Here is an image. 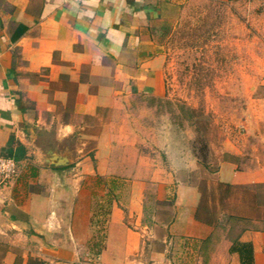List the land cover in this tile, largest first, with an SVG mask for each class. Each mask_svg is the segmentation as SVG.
Segmentation results:
<instances>
[{"label": "crops", "instance_id": "obj_1", "mask_svg": "<svg viewBox=\"0 0 264 264\" xmlns=\"http://www.w3.org/2000/svg\"><path fill=\"white\" fill-rule=\"evenodd\" d=\"M183 2L0 0V156L25 150L0 184V264H142L145 240L154 264H264L260 196L218 186L264 184V95L212 164L141 125L165 95L148 25ZM149 190L169 215L145 218Z\"/></svg>", "mask_w": 264, "mask_h": 264}, {"label": "rangeland", "instance_id": "obj_2", "mask_svg": "<svg viewBox=\"0 0 264 264\" xmlns=\"http://www.w3.org/2000/svg\"><path fill=\"white\" fill-rule=\"evenodd\" d=\"M164 11L147 33L152 53L161 58L165 95L141 100L154 106L141 125L149 135L175 137V152L188 147L212 164L221 142L244 132L241 122L251 99L264 95V0H184ZM196 172L191 177L197 182L214 180L203 167ZM242 191L247 200L252 192L260 196L264 207V184ZM147 196L145 218L156 208L170 214L168 201H155L153 190ZM249 204L231 206L250 214ZM142 246L136 258L156 263L146 240ZM162 261L175 264V249Z\"/></svg>", "mask_w": 264, "mask_h": 264}, {"label": "trees", "instance_id": "obj_3", "mask_svg": "<svg viewBox=\"0 0 264 264\" xmlns=\"http://www.w3.org/2000/svg\"><path fill=\"white\" fill-rule=\"evenodd\" d=\"M14 143L15 142H14L13 138H11L9 140L8 146L6 147V153L5 154L13 157L15 160L18 161L19 159H21L24 156L25 150L20 143H17L16 147L13 148ZM201 181H202L203 185H206V180H201ZM218 186L221 187L220 191L224 195L233 194L234 192H237V191L244 194V191H242L244 189V186H233L230 184H222V183H219ZM222 186H224V187L222 188ZM203 209H205L204 210L205 211L204 216H206V217L209 216L211 218V215L214 213L215 207H212L210 210H206V208H203ZM243 246H247V245L244 244Z\"/></svg>", "mask_w": 264, "mask_h": 264}, {"label": "built area", "instance_id": "obj_4", "mask_svg": "<svg viewBox=\"0 0 264 264\" xmlns=\"http://www.w3.org/2000/svg\"><path fill=\"white\" fill-rule=\"evenodd\" d=\"M18 172V163L13 158L0 156V184H7Z\"/></svg>", "mask_w": 264, "mask_h": 264}]
</instances>
